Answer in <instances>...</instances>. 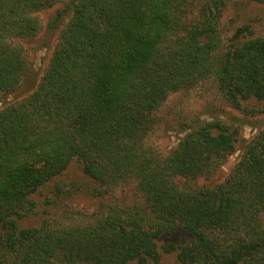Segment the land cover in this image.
Returning <instances> with one entry per match:
<instances>
[{
	"label": "trees",
	"instance_id": "16d2710c",
	"mask_svg": "<svg viewBox=\"0 0 264 264\" xmlns=\"http://www.w3.org/2000/svg\"><path fill=\"white\" fill-rule=\"evenodd\" d=\"M225 2L0 0V92L26 73L36 12L60 3L50 25L67 18L33 89L0 107V264H159L161 252L177 264H264V128L211 186L191 181L236 150L239 120L201 122L166 155L145 142L167 96L207 80L231 107L264 111V33L241 24L224 39ZM72 161L82 180L64 186L55 179ZM129 183L140 203L58 210L75 189ZM45 187L53 216L21 227ZM178 230L177 243H159Z\"/></svg>",
	"mask_w": 264,
	"mask_h": 264
},
{
	"label": "rangeland",
	"instance_id": "374dc122",
	"mask_svg": "<svg viewBox=\"0 0 264 264\" xmlns=\"http://www.w3.org/2000/svg\"><path fill=\"white\" fill-rule=\"evenodd\" d=\"M201 1L194 0V5L200 4ZM60 5V3H57L50 8L36 12L35 15L39 19L40 29L35 37L22 41L23 46L26 48L28 68L16 89L0 92V107L29 93L42 75L57 41V34L62 24L67 20L65 18L56 26L50 25V21ZM220 24L224 28V39L229 37L235 28L241 24H250L254 35H262L264 33V5L254 0H226L221 12ZM249 106L260 110L263 108V103L254 104L250 102ZM155 117L157 119L156 124L146 136L145 142L161 155L168 154L184 132L201 122L216 118L226 122L239 120L243 137H240L236 142V150L227 156L213 173L191 181V183L198 186H211L226 177L238 160L251 134L264 128V111L249 115L231 107L223 100L212 80L198 83L187 90L170 93L156 111ZM55 180L60 181L64 186H69L72 182L77 184L78 181H81L82 177L77 162L72 161L68 168ZM86 192L73 190L69 196H64L65 200L62 199V202H56L57 205H61L58 210L67 209L68 212V210L80 209L86 214H92L104 211V207L106 208L108 204L132 205V203L142 201L131 183L115 187L108 194L98 195L90 190ZM50 194L53 196L54 189L49 187L35 193L36 205L34 211L19 220L18 224L21 227L38 225L43 218L53 216L49 213L52 212L54 207L46 204ZM71 213L74 214V212ZM182 236L183 233L179 230L172 234H162L159 243H177ZM159 264H177L176 253L161 252Z\"/></svg>",
	"mask_w": 264,
	"mask_h": 264
}]
</instances>
